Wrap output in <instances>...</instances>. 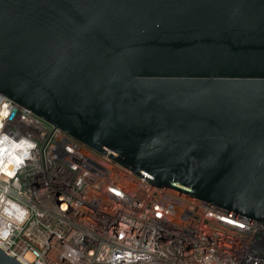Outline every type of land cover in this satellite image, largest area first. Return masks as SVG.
I'll return each mask as SVG.
<instances>
[{"label": "water", "instance_id": "95a60500", "mask_svg": "<svg viewBox=\"0 0 264 264\" xmlns=\"http://www.w3.org/2000/svg\"><path fill=\"white\" fill-rule=\"evenodd\" d=\"M0 96L264 225V0H0Z\"/></svg>", "mask_w": 264, "mask_h": 264}, {"label": "built area", "instance_id": "2783aa9c", "mask_svg": "<svg viewBox=\"0 0 264 264\" xmlns=\"http://www.w3.org/2000/svg\"><path fill=\"white\" fill-rule=\"evenodd\" d=\"M5 105L4 130L37 145L15 177H0V196L29 212L0 242L20 263L264 264V225L149 184L0 96Z\"/></svg>", "mask_w": 264, "mask_h": 264}, {"label": "clouds", "instance_id": "9594fccd", "mask_svg": "<svg viewBox=\"0 0 264 264\" xmlns=\"http://www.w3.org/2000/svg\"><path fill=\"white\" fill-rule=\"evenodd\" d=\"M9 119L7 105L0 108V177L13 178L33 159V153L37 148L34 141L28 136L17 131L15 134L6 132L5 125ZM0 204L6 205L0 211L4 217V223L0 224V242L9 241L13 234L12 225H21L29 217L28 209L12 200H6L0 196ZM3 247V243H0Z\"/></svg>", "mask_w": 264, "mask_h": 264}]
</instances>
